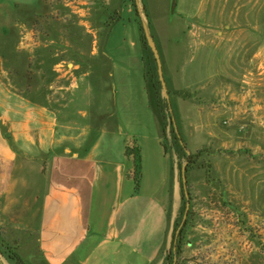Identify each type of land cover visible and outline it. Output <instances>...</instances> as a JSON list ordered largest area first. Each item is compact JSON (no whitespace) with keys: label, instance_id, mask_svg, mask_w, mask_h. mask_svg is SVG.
<instances>
[{"label":"rangeland","instance_id":"374dc122","mask_svg":"<svg viewBox=\"0 0 264 264\" xmlns=\"http://www.w3.org/2000/svg\"><path fill=\"white\" fill-rule=\"evenodd\" d=\"M142 20L158 50L172 115L159 107L165 100L153 54L141 39ZM92 56L105 79L95 75L97 86H110L121 120L113 155L126 140L138 158L133 138L162 128L179 172L186 160L171 136L175 126L192 158L186 175L192 216L178 264H264V0L17 5L13 23L0 34V115L35 113L42 102L56 116L73 78L91 69ZM21 98L35 106L24 109ZM75 98L70 118H79L80 91ZM110 142L105 137L100 154ZM183 210L181 196L176 221ZM0 243V263L13 264L5 255L9 246Z\"/></svg>","mask_w":264,"mask_h":264},{"label":"crops","instance_id":"0c3cea01","mask_svg":"<svg viewBox=\"0 0 264 264\" xmlns=\"http://www.w3.org/2000/svg\"><path fill=\"white\" fill-rule=\"evenodd\" d=\"M37 3L0 0V34L13 23L17 5ZM95 60L80 79L73 78L56 116L42 102L35 113L0 115V241L26 264H162L171 247L181 169L163 148L162 128L136 135V186L135 160L126 157L132 147L125 140L113 155L121 120L110 86H97ZM78 91L79 118H70ZM21 99L24 109L35 106ZM105 137L111 142L100 154Z\"/></svg>","mask_w":264,"mask_h":264},{"label":"trees","instance_id":"16d2710c","mask_svg":"<svg viewBox=\"0 0 264 264\" xmlns=\"http://www.w3.org/2000/svg\"><path fill=\"white\" fill-rule=\"evenodd\" d=\"M109 30H110V27L108 26L107 34H108ZM141 34H142L141 39H142V42H143L144 46H146L149 49L148 43H147V40H146V37H145V34H144V31L142 29V26H141ZM157 75H158V72H157ZM157 87L159 88L157 90H160V89L162 90V87H161V84H160V81H159V77H158ZM164 100H165V102L161 101L160 102L161 104H159V107H160L161 111L165 112L166 109L168 108L169 109V113L172 115L171 109H170V106H169V102L165 98H164ZM171 136H172L175 144L179 145V147H180V149L178 151L179 154H181L183 156V158L186 160L185 163H187V166H186V169H187L186 175H187L191 165L193 164L192 163V158L190 156H187V152L188 151H186V148L182 144L183 142L181 141L175 126H173V130H171ZM163 148H164V150L166 152L167 150L164 147V145H163ZM136 153L138 155V158H136V155L133 152L132 148L131 149L129 148V149L126 150V157L129 158V159L132 158L133 160H135V184L138 187V184H139L140 179H141V175H140L141 160L139 159V151H138V149H137ZM181 168H182V166L180 167V169ZM182 199L184 201V210H185V194L183 192V189H182ZM184 210H183L182 217H181L180 221H176L175 222V228H174V232H173V235H172L171 247H170V249L168 251V255L166 257V260H167L168 264H174V259L175 258L177 259V262L175 264H178V260L180 259V256H181V253H182V238L184 236V228H186V222L184 223L182 229H180L178 234H177V230L180 228V224H181V222L183 220ZM0 245H1V243H0ZM5 253H6L5 255L7 257V261L8 262L13 263V264H25V262L18 255L12 254L9 249H5Z\"/></svg>","mask_w":264,"mask_h":264},{"label":"water","instance_id":"95a60500","mask_svg":"<svg viewBox=\"0 0 264 264\" xmlns=\"http://www.w3.org/2000/svg\"><path fill=\"white\" fill-rule=\"evenodd\" d=\"M138 11H139V9H138ZM141 26H142V29L144 31V34H145V37H146V40H147V43H148V47L151 50V52L153 54V58H154V60L156 62V68H157V72H158L159 81H160V84H161V87H162L163 96L169 102V100H168L169 97H168V92H167V89H166V84H165V81H164L163 75H162V65H161L159 54H158V50L156 48V44H155L153 38L148 34V32H149L148 31L149 30L148 26L149 25H146L145 22L142 20ZM187 156H190L189 152H187ZM186 166H187V163L183 164V166L181 168L182 187H183V192L185 194V210H184L183 220H182V222L180 224V228L177 230V234L180 231V229H182L184 223L186 222V220L188 218V214H189V209H190V200H189V195H188V192H187V181H186L187 169H186ZM0 255H1V252H0ZM176 262H177V259L175 258L174 259V264Z\"/></svg>","mask_w":264,"mask_h":264}]
</instances>
